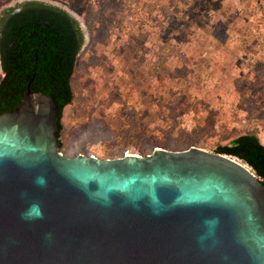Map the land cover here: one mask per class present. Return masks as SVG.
<instances>
[{
	"label": "water",
	"instance_id": "1",
	"mask_svg": "<svg viewBox=\"0 0 264 264\" xmlns=\"http://www.w3.org/2000/svg\"><path fill=\"white\" fill-rule=\"evenodd\" d=\"M82 42L48 4L0 10V264H264V147L253 138L143 158L58 152Z\"/></svg>",
	"mask_w": 264,
	"mask_h": 264
},
{
	"label": "rangeland",
	"instance_id": "2",
	"mask_svg": "<svg viewBox=\"0 0 264 264\" xmlns=\"http://www.w3.org/2000/svg\"><path fill=\"white\" fill-rule=\"evenodd\" d=\"M25 1L63 10L83 36L61 155L211 152L244 134L264 145V0H0V10Z\"/></svg>",
	"mask_w": 264,
	"mask_h": 264
},
{
	"label": "trees",
	"instance_id": "3",
	"mask_svg": "<svg viewBox=\"0 0 264 264\" xmlns=\"http://www.w3.org/2000/svg\"><path fill=\"white\" fill-rule=\"evenodd\" d=\"M56 8V7H55ZM58 9V8H57ZM60 10V9H59ZM61 11H63V10H61ZM64 12V11H63ZM67 14V13H66ZM74 19V18H73ZM75 20V19H74ZM77 24V23H76ZM80 50V49H79ZM79 52V51H78ZM78 54V53H77ZM77 54H76V56H77ZM76 56H75V58H74V60H73V65H72V71H71V73L69 74V76H68V79H67V87H68V89H69V93H70V95H71V99H72V93H71V90H70V86H69V80H70V77H71V75H72V73H73V68H74V63H75V60H76ZM0 72H1V78H0V80L2 79V77H3V75H4V72L3 71H1V69H0ZM71 99L69 100V102L68 103H66V104H64L62 107H61V110H60V118H61V112H62V109L65 107V106H67V105H69L70 104V102H71ZM60 118H59V120H58V125L61 127V124H60ZM61 130V129H60ZM60 130L57 132V136L58 137H56L55 139H56V141H58L59 143H60V141H59V132H60ZM239 137H251V138H253L255 141H256V143H257V145L259 146V147H264V145H261V144H259V142H258V140H257V138L253 135V134H244V135H239V136H237V137H235V138H233L232 140H230L229 142H231V141H233V140H235V139H237V138H239ZM227 143V144H225V145H218L220 148H222V147H225V148H232V147H236L237 146V143ZM61 144V143H60ZM61 147V146H60ZM60 147H58V148H60ZM217 147V146H216ZM215 147V148H216ZM214 148V149H215ZM224 155V154H223ZM226 156H231V157H234V158H236V159H238L241 163H243V164H245L247 167H249L250 168V170L253 172V174L255 175V177L258 179V181L259 182H261V179L254 173V171L252 170V168L245 162V161H243V160H241L240 158H237V157H235V156H232V155H226Z\"/></svg>",
	"mask_w": 264,
	"mask_h": 264
}]
</instances>
